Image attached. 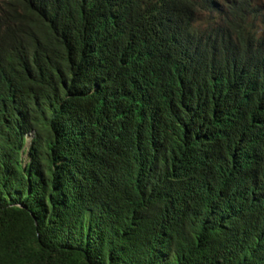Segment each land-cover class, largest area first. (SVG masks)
<instances>
[{
  "label": "trees",
  "instance_id": "1",
  "mask_svg": "<svg viewBox=\"0 0 264 264\" xmlns=\"http://www.w3.org/2000/svg\"><path fill=\"white\" fill-rule=\"evenodd\" d=\"M0 264H264V0H0Z\"/></svg>",
  "mask_w": 264,
  "mask_h": 264
}]
</instances>
